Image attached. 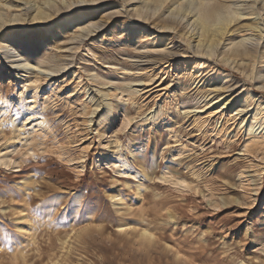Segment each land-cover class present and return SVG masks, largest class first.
<instances>
[{
  "label": "rangeland",
  "instance_id": "374dc122",
  "mask_svg": "<svg viewBox=\"0 0 264 264\" xmlns=\"http://www.w3.org/2000/svg\"><path fill=\"white\" fill-rule=\"evenodd\" d=\"M128 2L0 0L17 16L0 23V264H264L263 48L220 51L264 43L262 0L224 9L256 13L211 54L159 19V0L137 3L147 21ZM162 26L184 40L174 56L135 34ZM248 91L260 98L241 107Z\"/></svg>",
  "mask_w": 264,
  "mask_h": 264
},
{
  "label": "bare ground",
  "instance_id": "6f19581e",
  "mask_svg": "<svg viewBox=\"0 0 264 264\" xmlns=\"http://www.w3.org/2000/svg\"><path fill=\"white\" fill-rule=\"evenodd\" d=\"M160 1V7L163 6V11L158 13V17L160 20H163L166 23L173 24L175 29L177 30H183L182 37L185 39L186 34H189V38L193 35H196V50L201 51V53H208L211 54L213 50V45H218L222 40V35L224 34V29L228 24H231L232 21L235 19H238L242 16L243 13H246L248 15L255 14L256 11L253 8V5H247L242 10H238V8L235 7V12H227V14L224 15V9L229 8L230 6H236L238 0H222L220 2H214L213 4L204 3L202 1H194V0H171L167 3V5H164L167 1L166 0H159ZM139 0H129L128 6L131 8L129 10H133L138 18L143 17V21L149 20L148 15L149 11L148 8L144 6H137V3ZM263 6H264V0H262ZM229 3L230 5L226 4ZM158 7V8H160ZM26 10H29V7L25 8ZM45 9V8H44ZM44 9H37L35 11L34 16H40L42 13H44ZM22 10V8H21ZM32 10V9H30ZM24 11V10H23ZM26 12V11H24ZM127 12V11H126ZM156 12H153L154 15ZM3 11V8L0 6V23H3L6 21L9 22H16L17 16L13 15V17L8 18L10 15H6ZM87 14H81L78 17V20L80 22L78 23V27L83 28V24H85L86 20H83ZM195 17V18H193ZM72 19V18H71ZM4 25V24H3ZM213 25H216L212 28ZM84 32H81L78 34V38L80 41H83L85 37L88 35L96 34L98 31L102 30L105 25H101L96 23H92L88 26ZM255 28L258 29L262 34L264 33V28L260 27L257 23L255 24ZM148 30L146 27L138 32H136V36L140 39H146L147 43L150 44V54L155 56H161L164 57L165 55H171L174 56L176 54L175 50H179L183 47L184 40L181 39L179 44L176 45L173 41V39H168L169 41H166L163 39V35L166 32L174 33V28L170 26H162L157 29L158 33L155 34L154 32H147ZM151 30V29H149ZM138 34V35H137ZM181 36V35H180ZM188 38V39H189ZM18 43L24 42V39H21V37L16 38ZM187 39V41H189ZM2 41V40H1ZM27 41V40H25ZM79 41V42H80ZM141 41V40H140ZM78 42V41H77ZM174 43V45H170L171 43ZM29 43V42H28ZM81 43V42H80ZM195 43V42H194ZM19 45V44H18ZM148 46V45H145ZM9 46H6L5 44H0V49L6 50ZM173 48V50H168L166 53L164 51L167 48ZM264 53V43L260 42V39L257 38H249V39H242L239 43L231 44H222L221 50L222 52H227L229 56L234 57H242V56H252L257 57V55L261 52ZM206 48V51H204ZM15 51V50H14ZM173 51V52H172ZM50 72V71H49ZM260 76H264V72L260 74ZM219 77V75L217 76ZM260 98L257 97L253 92H246L242 95L240 98V106L241 107H247L251 104V100H258ZM101 103V101H100ZM264 107V106H262ZM260 108V107H259ZM258 109V108H256ZM257 111V110H256ZM35 121V120H34ZM40 123L35 122L32 124L33 126H38ZM263 128V126H261ZM104 159L106 163L108 162H115L118 161V155L116 153H112L109 155H105Z\"/></svg>",
  "mask_w": 264,
  "mask_h": 264
}]
</instances>
